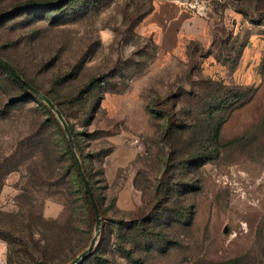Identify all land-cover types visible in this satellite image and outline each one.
Masks as SVG:
<instances>
[{"label": "rangeland", "instance_id": "obj_1", "mask_svg": "<svg viewBox=\"0 0 264 264\" xmlns=\"http://www.w3.org/2000/svg\"><path fill=\"white\" fill-rule=\"evenodd\" d=\"M48 1L0 0V52L74 130L102 207L79 264H264V0ZM33 92L0 66V264H68L97 217Z\"/></svg>", "mask_w": 264, "mask_h": 264}, {"label": "trees", "instance_id": "obj_2", "mask_svg": "<svg viewBox=\"0 0 264 264\" xmlns=\"http://www.w3.org/2000/svg\"><path fill=\"white\" fill-rule=\"evenodd\" d=\"M54 1H57V0H52V1H48V2H46V3H44V4H49V3H52V2H54ZM69 0H61V1H59V2H57V3H55V4H49L48 6H45V7H41V9H37V10H44V9H51V8H54V7H57V6H59V5H62V4H66L67 2H68ZM44 4H42V5H44ZM22 11H29V10H32V11H35L36 9H35V7L34 6H31V7H26V8H22L21 9ZM3 17V16H2ZM1 17V18H2ZM0 57H2L4 60H6L7 62H9L10 64H11V66L12 67H14L15 68V70H16V72L28 83V84H30V85H32L33 87H35L36 89H38L39 91H40V88L38 87V86H36L33 82H31V81H29L27 78H25L20 72H19V70L16 68V66H14V64L10 61V60H8L7 58H5V56L0 52ZM0 66L2 67V68H4L5 70H6V72L8 73V76H9V78L11 79V80H13L14 81V83L18 86V88L21 90V91H23L24 93L25 92H29V91H32L31 89H30V87L28 86V84L27 83H24V82H22L20 79H18V78H16L13 74H12V72L5 66V65H3L1 62H0ZM98 79H94V80H92L91 82H89V83H87L85 86H84V88L80 91V93H79V95H78V99H83L84 98V95L86 94V93H88V92H90L96 85H97V83H98ZM33 92V91H32ZM33 97L34 98H36V99H38V100H41V101H43L44 99L41 97V96H39V95H37L36 93H34L33 92ZM46 97H48L56 106H57V103L54 101V99L52 98V97H50V96H48V95H45ZM157 98H159V96H156L155 97V99L154 100H156ZM45 101V100H44ZM46 102V101H45ZM154 102V101H153ZM45 105H46V108H47V110H50V112H52V110H51V107H50V105L46 102L45 103ZM61 113L63 114V116L65 117V119H66V115H65V113L61 110ZM57 122H58V124H60L59 123V121L57 120ZM69 124V123H68ZM173 125H175V123H172L168 128H167V130L165 131V133H164V135L166 136V138L167 139H169V137H172L171 135H172V133H173ZM69 127H70V130H71V133L73 134V136H74V130L72 129V127L70 126V124H69ZM220 129H221V125H220V123L215 127V129H214V136H213V138H212V140H213V143H214V147H213V151L212 152H216L217 154H218V152H219V140H218V138H219V133H220ZM61 131H62V133H63V128L61 127ZM64 134V133H63ZM65 136V135H64ZM68 139L66 138V144H67V147H68V153H69V155H70V160H71V165H72V167L75 169V171H76V175H77V177H78V179H79V181L82 183V185L84 184L83 183V180H82V177H81V174H80V172H79V169H78V164H77V161H76V156L74 155V153H73V149L71 148V145L69 144L70 142H69V140L67 141ZM75 141H76V139H75ZM76 146H78L76 143H75V147ZM193 154V153H192ZM77 155V154H76ZM77 157H78V155H77ZM209 156L207 155V156H205V155H201V153H195V154H193L192 156H191V159H189V160H192V162L193 163H195L197 160L199 161H201L202 163L203 162H206V161H208L209 160ZM78 159H79V157H78ZM82 164V163H81ZM82 168H83V172H84V174H85V176L87 177V179H88V181H89V183H90V185H91V188H92V191H93V194H94V198H95V201H96V205H97V212H98V214H99V216L102 214V207H101V203H100V200H99V198L97 197V195L95 194V191H94V187H93V185H92V182H91V176H90V174L88 173V171H86L85 169H84V165L82 164ZM161 185H159V187L157 188V190L158 191H161L162 190V188L164 187V184H165V182L163 181V182H161L160 183ZM83 198H84V204H85V206L87 207V209L90 211V213H91V215L93 216V217H96V211H95V209L93 208V206H92V204H91V201H90V198H89V196L87 195V193L85 192V194H84V196H83ZM120 221H122V220H120ZM143 222V224L145 223V221H142ZM118 223H120L119 221H118ZM145 232H147V234H149V235H157L158 237H161V233L160 232H158V231H149V230H145ZM99 244H100V242H99ZM98 244V245H99ZM98 245H97V247H98ZM96 247V248H97ZM96 248L95 249H93L92 251H91V255H90V257H89V259L90 258H92L94 255H96ZM222 264H232V261H229V262H225V263H222Z\"/></svg>", "mask_w": 264, "mask_h": 264}, {"label": "water", "instance_id": "obj_3", "mask_svg": "<svg viewBox=\"0 0 264 264\" xmlns=\"http://www.w3.org/2000/svg\"><path fill=\"white\" fill-rule=\"evenodd\" d=\"M61 0H57V1H54L52 3H49V4H55L57 2H59ZM49 4H44V5H41L40 7H45V6H48ZM26 7H31V6H24V7H21V8H26ZM4 15V13L0 14V18ZM0 62L5 65L11 72L12 74L20 79L22 82L24 83H27L15 70L14 67L11 66V64L9 62H7L6 60H4L2 57H0ZM28 84V83H27ZM28 86L30 87V89L32 91H34L36 94H38L39 96H41L49 105L50 107L56 111L57 115L59 116L60 120L63 122L64 124V127L66 129V132L68 134V137H69V140L72 144V147H73V136H72V133H71V130L68 126V124L66 123L65 119H64V116L63 114L61 113V111L57 108V106L48 98L46 97L44 94H42L38 89H36L35 87H33L32 85L28 84ZM73 153L74 155L76 156V161H77V164H78V169H79V172L81 174V177H82V180H83V183L85 185V189H86V193L87 195L89 196L90 198V201H91V204L93 206V208L95 209L96 211V217H97V231H96V234L94 236V238L92 239L89 247L84 251L82 252L80 255H78L74 260H72L71 262H69L68 264H79L80 262H82L90 253L91 251L93 250V248L95 247L96 245V241H97V238H98V235H99V224H100V218H99V214L97 212V205H96V201H95V198H94V194H93V191H92V188H91V185L87 179V177L85 176L84 172H83V168H82V164L81 162L79 161L77 155H76V152H75V149L73 147Z\"/></svg>", "mask_w": 264, "mask_h": 264}, {"label": "crops", "instance_id": "obj_4", "mask_svg": "<svg viewBox=\"0 0 264 264\" xmlns=\"http://www.w3.org/2000/svg\"><path fill=\"white\" fill-rule=\"evenodd\" d=\"M176 1V0H175ZM176 4V3H175ZM172 3V0H155L154 11L151 14L150 20L154 23H163L168 21L170 23L169 17L176 15L178 21H171L174 23H179L181 17L186 16L184 13L180 12V6L178 7Z\"/></svg>", "mask_w": 264, "mask_h": 264}, {"label": "built area", "instance_id": "obj_5", "mask_svg": "<svg viewBox=\"0 0 264 264\" xmlns=\"http://www.w3.org/2000/svg\"><path fill=\"white\" fill-rule=\"evenodd\" d=\"M198 3H200V2H198ZM201 6H202V9L204 8L205 10H207L208 9V1L206 2V4H205V2L201 3Z\"/></svg>", "mask_w": 264, "mask_h": 264}]
</instances>
